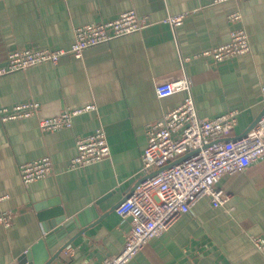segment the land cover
I'll list each match as a JSON object with an SVG mask.
<instances>
[{
	"label": "crops",
	"instance_id": "1",
	"mask_svg": "<svg viewBox=\"0 0 264 264\" xmlns=\"http://www.w3.org/2000/svg\"><path fill=\"white\" fill-rule=\"evenodd\" d=\"M128 9L150 24L80 57L64 54L57 63L0 76V109L40 103L31 117L0 114V207L24 208L12 226H0V264H28L18 260L27 252L32 264L45 254L48 264H103L121 250L132 218L119 217L115 207L144 176L146 125L187 94L158 97L157 86L185 77L202 118L238 111L230 138L264 110V0H0V64L14 49H67L75 26ZM233 11L242 15L237 24L227 18ZM180 13L186 15L178 26L163 21ZM236 26L248 34V52L220 62L195 56L228 42ZM91 103L71 127H39L41 117ZM100 127L110 155L70 169L76 139ZM45 156L53 172L24 183L19 165ZM218 186L229 194L223 206L204 196L127 264H264L250 238L264 237V157L223 175Z\"/></svg>",
	"mask_w": 264,
	"mask_h": 264
},
{
	"label": "built area",
	"instance_id": "2",
	"mask_svg": "<svg viewBox=\"0 0 264 264\" xmlns=\"http://www.w3.org/2000/svg\"><path fill=\"white\" fill-rule=\"evenodd\" d=\"M185 15L186 13L169 15L163 21L175 27L182 23ZM227 18L237 24L242 15L239 11H233ZM149 24L134 9H128L113 19L77 25L74 27L73 43L67 49L45 47L11 50L6 63L0 64V76L42 62L57 63L64 54L80 57L88 47L142 30ZM249 49L246 30L242 26H236L230 31L228 42L195 56H210L215 62H220L244 54ZM179 90L187 92L183 101L163 113L158 120L146 125L147 142L140 155L141 171L145 179L132 187L128 195L115 207L117 215L121 218L130 216L132 224L124 235L121 250L106 256L103 264H127L151 238L167 231L204 196H210L215 205L223 206L228 201L229 194L218 186L222 176L243 171L264 157V113L244 135L230 138L228 136L236 124L238 111L230 110L212 118L200 117L185 77L156 87L158 97ZM39 106L38 101H27L14 105L11 110L1 108V118L6 120L31 117L37 114ZM94 107L91 103L41 117L38 121L39 127L43 131L71 127L75 115ZM75 145L76 153L69 161L70 169L94 163L111 153L103 127L89 135L78 137ZM181 156L185 157L164 167ZM19 172L22 181L29 183L52 173L53 164L45 156L21 163ZM23 210V207L8 210L0 207V226H12ZM250 238L255 247L264 253V237Z\"/></svg>",
	"mask_w": 264,
	"mask_h": 264
},
{
	"label": "water",
	"instance_id": "3",
	"mask_svg": "<svg viewBox=\"0 0 264 264\" xmlns=\"http://www.w3.org/2000/svg\"><path fill=\"white\" fill-rule=\"evenodd\" d=\"M264 113V110L254 119V121L251 123V125L246 129V131L242 134V135H244L250 128H252L255 124H256V122H257V120L260 118V116L262 115ZM186 156V155H185ZM185 156H181V157H179L178 159H176V160H174V161H172V162H170V163H168L167 165H165L164 167H167V166H170V165H172V164H174V163H176V162H178V161H180L181 159H183ZM163 167V168H164ZM162 169V168H161ZM160 170V169H159ZM147 176V175H146ZM145 179V176H143L139 181H137V183L136 184H138L139 182H141V181H143ZM135 184V185H136ZM134 185V186H135ZM63 218H61L60 220H62ZM57 220V219H56ZM62 222V221H61ZM68 223V222H67ZM70 242H67L66 243V245H64L63 247H61V249H59V251H58V253H57V255L63 250V249H65L66 247H67V245L69 244ZM27 256H29V253L27 252V253H23L19 258H18V260L20 261V263H23L24 262V260H25V258H26V260H25V262H27L28 264H32L31 262H30V260H27ZM48 262H49V260L47 259V257H46V254L45 255H43V256H41L40 257V259H37L35 262H34V264H48Z\"/></svg>",
	"mask_w": 264,
	"mask_h": 264
}]
</instances>
